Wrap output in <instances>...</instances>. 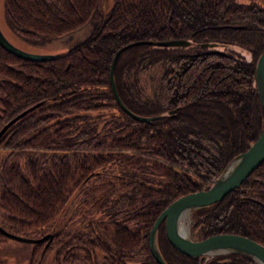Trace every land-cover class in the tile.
Returning <instances> with one entry per match:
<instances>
[{"label": "trees", "instance_id": "obj_1", "mask_svg": "<svg viewBox=\"0 0 264 264\" xmlns=\"http://www.w3.org/2000/svg\"><path fill=\"white\" fill-rule=\"evenodd\" d=\"M260 1L2 0L6 25L30 43L59 38L85 23L89 30L50 59H24L0 46V127L37 103L0 133V227L39 237L74 200L70 224L85 226L81 233L87 235L74 231L67 236L57 248L54 264H158L147 244L158 212L178 195L205 188L258 133L260 106L253 69L255 57L264 49ZM170 38L191 44L135 42L114 60V87L124 106L154 116L137 120L113 97L108 81L111 57L127 43ZM196 41L245 47L250 58L193 53L201 48ZM212 56L219 59L211 60ZM194 60L208 63L203 69L209 67L216 84L211 83L212 91H204L198 76L186 75ZM174 69L179 76L172 82L174 78L165 75ZM204 101L208 104L200 103ZM179 104L173 115L166 112ZM209 104L214 110L218 107V124L207 120ZM201 105L192 116L206 117L209 131L191 128L190 116L181 118L190 107ZM107 108L108 118L99 119ZM108 164V170L98 171ZM83 212L98 216L84 225ZM231 212L234 218L224 222ZM192 215L197 237L232 232L264 245V159L237 187L195 208ZM56 237L51 232L50 241ZM155 238L167 264H198L197 257L168 243L162 221ZM6 241L19 243L0 232V247ZM42 243H28L22 264L42 263L49 249ZM91 249L100 250L99 262ZM6 256H0V264ZM252 261L230 252L212 255L203 264Z\"/></svg>", "mask_w": 264, "mask_h": 264}, {"label": "water", "instance_id": "obj_2", "mask_svg": "<svg viewBox=\"0 0 264 264\" xmlns=\"http://www.w3.org/2000/svg\"><path fill=\"white\" fill-rule=\"evenodd\" d=\"M135 42L174 47L190 45L191 41L184 38H170L160 41H134L114 51L108 68V81L113 97L119 107L128 115L140 121H148L154 116L136 114L124 106L115 90L112 77L113 64L117 54L127 45ZM198 45L206 48L205 52H221L218 49L219 44L215 41L200 42ZM0 46L13 55L31 60L50 59L58 54L54 52L38 53L17 47L4 36L1 29ZM253 85L260 106L259 131L256 137L247 144L245 149L234 154L205 188L178 195L158 212L147 232L148 249L156 263L167 264L160 255L155 243V230L158 223L162 221L164 234L168 243L188 257L234 252L250 257L257 264H264V245L245 235L232 232H217L199 239H192L180 234L178 231V221L183 211L202 207L219 200L230 189L237 187L243 178L264 159V49L255 58ZM36 104L34 103L24 108L5 121L0 127V133L14 119ZM0 232L8 238L23 242L48 240L51 237V233L49 232L39 237H29L7 231L2 227H0Z\"/></svg>", "mask_w": 264, "mask_h": 264}, {"label": "rangeland", "instance_id": "obj_3", "mask_svg": "<svg viewBox=\"0 0 264 264\" xmlns=\"http://www.w3.org/2000/svg\"><path fill=\"white\" fill-rule=\"evenodd\" d=\"M239 1H245V0H239ZM255 2H256V0H255ZM260 3L264 5V0H261ZM0 29L3 32L4 36L11 43L16 45L17 47H20V48L28 50V51L38 52V53H46V52L59 53V52H62L63 50H65V48H67L68 45H70L74 41L80 39L85 33H87L89 30V23H85L83 26H80L76 30H74V31H72L66 35H63L59 38L51 39L50 41L43 42L40 44L30 43V42L26 41L24 38L17 36L13 32H11V30L8 28V26L6 25L5 20H4L3 9H2V0H0ZM199 42H202V41H196V43H199ZM205 49L206 48L201 47V48L195 50L193 53H198L199 51H200V53H202V52H205ZM218 49H220L221 52H209V53H213V54L215 53V54H218L224 58H227V57L233 58V59L244 58L245 60H249L250 54H251L250 52H248L249 50H247L245 47L241 48V47L235 46L233 44H219ZM208 58H210V56ZM214 59H219V56H212L211 60H214ZM254 62H255V60H254ZM206 64H208V63H206L203 60H202V62L194 60V62H192L188 66V68L186 69V72H187L186 75L188 77L198 76L199 80H197V82L203 83L204 86L206 87V88H204V91L205 90L212 91L213 88H210L211 83H213V85H216V84L211 81L212 75L209 73V67L206 69H203V67ZM178 73H179V71L177 69H174L171 73L166 74L165 78L173 77L174 79L172 80V82H175L176 78H178V76H179ZM208 75H210V76L208 77ZM214 76H218V75L215 74ZM181 88H182V86H181ZM208 88H210V89H208ZM190 100L192 101V96L190 97ZM200 103H203L204 105L208 104V103H206V101L200 102ZM180 105L181 104L174 105V107H171V109L167 110L166 112H168L170 115H173L174 112L173 113H171V112L174 111L175 107H179ZM217 106L218 105H216L214 107H217ZM200 108H202V105L197 106V107H190V109L186 110V112L184 113V115L181 118L187 120L184 117L190 116V118H192L194 120L190 123L191 128L195 129L197 127L200 128L201 126H203L207 131H209L212 129V127L207 124V121H205L206 117L201 118L200 116H192V114H193L192 112H194L196 109L199 110ZM205 108H209V110H211V115L207 118V120H209V123H210V121H214L216 124H218V118H220L219 112H218L219 111L218 107L216 109L217 111L212 109L210 104L208 107H205ZM206 110H208V109H206ZM109 112H110V110L108 108L102 109L99 119L105 118L104 120H106L108 118L107 115ZM197 117H199V119ZM174 124L178 125V123L177 124L174 123ZM224 124H225V126H227L226 121L224 122ZM246 142H247L246 144H248L251 142V140H247ZM1 154H2V152H1ZM109 165L111 166V164H108L106 167L98 168V171L99 172H105L106 170H108V168H110ZM111 170L113 172L112 168H111ZM216 175H217V173L210 178V182L212 181V179ZM148 178H152V176L149 175ZM210 182H208L205 186L210 184ZM74 206H75V201L72 200L69 204H67L64 208H62L59 211V213L55 217L52 225L49 226L47 229H45L49 233L56 232L57 237L55 238V240H52V241H50L51 237L48 240L47 239L42 240L43 241L42 245L43 246L48 245L49 249L46 253V256L43 258V261L41 264H54V257L56 255L57 248L59 247L61 242L64 241L67 238V236H69L74 231H77L78 234L85 231V226L83 228L80 223L70 224L68 217L72 214ZM194 209L195 208L189 209L186 212L185 216H182L181 219L179 218L180 219L179 221H182L186 225V228H187V235L186 236L187 237L192 238V239H199L202 237H197V234H196L197 230L193 229V228L197 229V227H198L197 225H195V226L193 225L195 218L192 215V211ZM83 213L86 216L85 218L82 219L84 225L86 224L85 223L86 221L93 222L95 220V216H98L97 214L90 215L86 212H83ZM92 213H96V212L94 211ZM232 213H234V212H231V214H229L226 218H224V222H228L231 220V218H234V216H231ZM83 234L87 235V233H81V235H83ZM25 243L26 244H23V241H19V243L13 242V241L3 242L1 244V247H0V256L2 257V256L7 255L6 256V262L4 264H22L25 261L26 254H27L26 251L29 248L28 243H30V242H25ZM155 243H156V247L158 248L156 238H155ZM90 251L92 252V254L94 256L95 261L99 262L100 256H101L100 250L91 249ZM222 254H224V253H222ZM212 255H221V253L220 254H212ZM212 255H202V256L197 257L198 261H199L198 264H203L204 262L209 260ZM132 258H134V257H132ZM1 263L3 264V262H1ZM131 264H137V261L131 262ZM248 264H257V263L252 261Z\"/></svg>", "mask_w": 264, "mask_h": 264}, {"label": "bare ground", "instance_id": "obj_4", "mask_svg": "<svg viewBox=\"0 0 264 264\" xmlns=\"http://www.w3.org/2000/svg\"><path fill=\"white\" fill-rule=\"evenodd\" d=\"M186 212L187 211H183L182 214L180 215V219L182 216H185L186 215ZM179 219V220H180ZM178 231L180 234H183L184 236L187 235V228H186V225L182 222V221H179L178 222Z\"/></svg>", "mask_w": 264, "mask_h": 264}]
</instances>
